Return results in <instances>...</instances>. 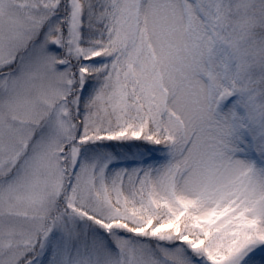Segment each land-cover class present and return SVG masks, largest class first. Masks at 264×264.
<instances>
[{
	"label": "snow or ice",
	"instance_id": "obj_1",
	"mask_svg": "<svg viewBox=\"0 0 264 264\" xmlns=\"http://www.w3.org/2000/svg\"><path fill=\"white\" fill-rule=\"evenodd\" d=\"M0 264H264V0H0Z\"/></svg>",
	"mask_w": 264,
	"mask_h": 264
}]
</instances>
